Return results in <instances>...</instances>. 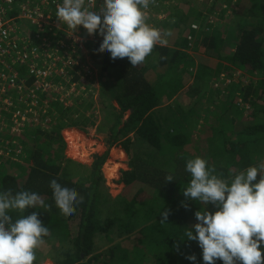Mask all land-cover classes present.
<instances>
[{"label":"trees","instance_id":"16d2710c","mask_svg":"<svg viewBox=\"0 0 264 264\" xmlns=\"http://www.w3.org/2000/svg\"><path fill=\"white\" fill-rule=\"evenodd\" d=\"M166 1V18L150 15L148 23L162 32L170 30L172 36L167 47L157 45L143 64L132 67L127 57L113 61L107 51L96 52L103 40L99 39L86 44V52L79 56L68 81L54 78L56 84L64 86L63 93L72 81L78 87H89L87 83L96 80L100 83V109L107 113L111 125L107 150L94 155L87 176L77 178L82 164L64 159L60 129L82 122L72 118L78 112L63 106L59 92L41 95L47 105L41 119H49L44 127L2 120L8 129L0 144L7 140L10 153L0 155V192H36L51 205L50 212L33 208L28 213L10 214L17 219L33 211L40 213L38 218L50 229L44 239L58 242L50 243L54 253L49 257L54 264H205L197 241L181 237L197 222L196 211L207 207L214 212L216 208L192 200L186 201L188 208L182 206V191L191 179L187 160L204 158L229 181L240 171L264 162V0L234 3L238 10L231 8L229 20H224L223 14L234 0H202V4L199 0H177L175 5ZM214 8L220 11L216 24L214 18L209 22ZM192 23L199 25L193 49L204 54L198 55L197 64L184 50L187 36L194 34ZM161 56L168 58L162 60ZM209 59L217 60V65L209 66ZM77 71L84 73V79ZM89 71L91 75L86 74ZM192 74L199 84L215 79L223 87L208 89L205 106L201 101L186 110L173 99ZM220 75L229 82L224 83ZM77 98L70 96L71 102ZM81 104L92 107L87 101ZM128 110L129 117L122 121ZM197 130L204 135L196 136ZM115 145L129 160L127 169L120 170L123 190L111 197L104 187L101 166ZM163 146L170 149L175 164L172 171L159 166ZM168 174L175 180L165 182ZM52 179L84 196L71 216L62 215L56 206ZM165 209H170V214L161 224ZM108 232L121 240L96 252V236ZM192 254L195 261L186 258ZM34 264H40L38 257Z\"/></svg>","mask_w":264,"mask_h":264},{"label":"clouds","instance_id":"9594fccd","mask_svg":"<svg viewBox=\"0 0 264 264\" xmlns=\"http://www.w3.org/2000/svg\"><path fill=\"white\" fill-rule=\"evenodd\" d=\"M155 4L156 0H103L97 11L96 0H62L55 16L73 34L79 26L90 36L98 32L103 40L96 52L107 51L113 61L127 57L132 67H137L157 45L167 47L172 36L170 30L162 32L148 23V9ZM186 171L191 179L182 191L185 197L182 206L188 208L186 201L192 200L205 206L212 204L216 211H208L207 207L196 211L197 222L181 240L186 237L197 241L205 264H215L216 260H222L223 264H264V162L240 171L231 181L222 178L201 157L187 160ZM173 180L172 174L166 175L165 182ZM50 188L62 215L71 216L76 205L84 202L77 189L62 186L56 179L50 181ZM33 208L50 212L51 205L36 192L25 190L14 194L11 189L0 192V264H34L37 260V250L45 243L50 229L38 218L37 211L17 219L10 214L28 213ZM169 214L170 209L161 213V224L168 221ZM186 258L196 260L195 254Z\"/></svg>","mask_w":264,"mask_h":264},{"label":"built area","instance_id":"2783aa9c","mask_svg":"<svg viewBox=\"0 0 264 264\" xmlns=\"http://www.w3.org/2000/svg\"><path fill=\"white\" fill-rule=\"evenodd\" d=\"M102 3L103 0H96L95 10L98 11ZM59 4H62V0H0V142L4 140L8 129L2 120H12L18 125L31 122L35 127L46 126L49 119H41V115L45 113L47 105L41 95L57 91L60 93L58 98L64 104H67L66 100H70L71 95L75 97L77 94L72 92L71 87L78 85L77 82H72L64 94V86L56 84L54 78L58 76L68 81L69 75L74 74V65L79 56L86 52V44L103 39L98 32L88 35L83 26H79V30L73 34L66 24L59 23L55 16ZM168 6L166 0H156V4L150 5L148 9L149 16L165 18ZM211 19L212 16L210 23ZM19 20L35 26V30H20L17 24ZM190 27L193 31L199 29L195 23ZM195 39L192 33L187 36L188 47L184 50L189 54L194 50ZM77 72L84 79V73ZM91 73L89 71L86 74ZM214 82L216 84L218 80L214 79ZM69 131L76 142V150L71 148L68 141ZM82 131L74 126L65 127L62 131L67 151L72 152L74 159L86 158L92 147L98 145L93 138L87 141ZM7 144V140L5 145L0 144V155L10 153ZM109 160L111 156L103 163L101 170L109 194L118 195L123 184L119 180L120 176H114L115 172L111 177L106 175L104 169Z\"/></svg>","mask_w":264,"mask_h":264},{"label":"rangeland","instance_id":"374dc122","mask_svg":"<svg viewBox=\"0 0 264 264\" xmlns=\"http://www.w3.org/2000/svg\"><path fill=\"white\" fill-rule=\"evenodd\" d=\"M239 1L240 0H234L231 3L230 7H226V11L223 14L224 20H229L228 18L231 17L230 12L232 11V9L238 10V6L236 5V7H235L234 3H238ZM172 2L175 5L177 0H172ZM198 2L199 3L201 2V4L203 3L202 1H198ZM223 7L224 6H222V8ZM213 11H215V13L212 14L211 16H212V19L214 18L213 23L216 24L220 18L219 17L220 11L216 10V8H214ZM17 24H18L20 30H25V29H29L32 31L35 30V26H30L25 21L19 20ZM36 44H38V42H36ZM190 55H192L196 64L198 61V58H197L198 55L204 56V54L202 52L194 51V50ZM209 62H210V59H209ZM211 62H213V61H211ZM213 64L214 63H211L209 66L214 67ZM195 69H196V67L194 66V70ZM222 79H225L224 76ZM237 80H238V77L235 78V81H237ZM194 81H195L194 75L192 74L191 77H189L188 85L185 86L184 90L182 92H180L179 95L176 96L175 100L173 99L175 104L181 105L186 110H192L201 101L203 102V106H205L206 105V99L208 96V89H210V88H222L223 87L219 81L216 84L214 81L213 82L211 81L209 83H206L205 85L202 84L201 86L196 87L197 83H196V81L195 82ZM228 81L229 80L227 78V79H225L224 83L225 82L227 83ZM72 82H75V81H72ZM87 84L89 85V87L84 86V85L81 87H78L76 84H74L73 87H71V90H72V92H75L77 94L76 96H79V98H77L74 102H71V100H66V102H67L66 107H68L70 109L69 112H71L73 110L78 112V113H75L72 118L73 119L79 118L80 121L82 122V123H77L74 126H77L83 130L82 132L86 134L85 136H87V141H89L90 138H93L92 140L95 141L96 143H98V145L95 144L94 147H92L91 152L89 151L90 154H88V156L86 158H82V159H80V158L74 159V157L72 156V152L67 151V147L65 145V147H64V159L74 160L77 163L82 164L79 167V169H77L79 171V174L76 176L77 178L79 175L87 176L90 173V171H89L90 165L93 161L94 155L102 154L103 152H105L107 150L106 140L108 138V127H109V125H111V121L109 120V116L107 115V113H103L100 109V102L98 101L99 95H100V93H99L100 92V86H99L100 83H98V81L96 80V81H91ZM197 91H199V92L197 93ZM66 93L67 92H65L64 94H66ZM92 100H93V102H92ZM84 101L90 102L92 107L84 108V105L81 104ZM71 103H73V104H71ZM113 104H114V102H113ZM68 105H70V106H68ZM63 106H65L64 103H63ZM129 115H130V110L124 112V116H123L122 121L126 120L129 117ZM200 122H201V120H200ZM202 124H204V123H202ZM198 130H199V128H198ZM198 130L196 131L195 135L196 136H199V135L203 136L204 133H202ZM61 131H62V128L60 129V132ZM67 135H68V141L71 145V148L73 150H76L74 148H76L77 146H76V142H74V138H73L72 133L69 131ZM82 143L83 142H81V144ZM91 144H92V142H91ZM83 146H85V145H83ZM114 147H115V149L113 151H111V149H110V151L108 153V159L111 156V160H109V162L107 163V165L104 169L106 175L109 177H111L114 172L116 173V174L114 173L115 175L113 174L114 176H120V170L124 169V168L127 169V163L129 160L126 153L118 145H115ZM118 149H120V150H118ZM115 162L120 163V164H116ZM113 163H115V164H113ZM159 166H160V168L167 170V171H172L175 168V164L170 158V149L167 146H163L159 152ZM74 167H75V165L73 164V168ZM101 173H102V171H101ZM74 174H75V172H74ZM103 180H104V187L107 190V193L109 194L108 188L105 185L106 178L104 177V175H103ZM122 190H123V188H122ZM122 190H121V192H122ZM114 196H117V195L113 194L111 197H114ZM132 237H134V235H132L131 238ZM120 240L121 239H119V237L117 238V236H115V234H112L111 232H108L106 234H101V235L99 234L95 238L96 243H95L94 249L96 252H102ZM51 242H53V243L55 242V245L58 244V242L54 239H51L50 241L45 240V243L37 250V253H38L37 257L39 259L40 264H54L53 259L49 257V256L53 255L52 253H54V252H52L53 250H50V247H51L50 243Z\"/></svg>","mask_w":264,"mask_h":264},{"label":"crops","instance_id":"0c3cea01","mask_svg":"<svg viewBox=\"0 0 264 264\" xmlns=\"http://www.w3.org/2000/svg\"><path fill=\"white\" fill-rule=\"evenodd\" d=\"M198 31H199V29L196 30V31H193V32H194V35H195V38H196V34H197ZM195 41H196V39H195ZM199 52H200V51H199ZM195 53H196V52H195ZM211 61H213V62H211ZM217 62H218V61L215 60V59H210L209 65H210L211 63H214L213 65H214V67H215V66L217 65ZM195 67H196V65H195ZM188 82H189V80L186 79L185 82H184L183 87L180 89V92H182V91L184 90V87L188 85ZM194 82H195V81H194ZM196 83H197L196 87H199V86L202 85V84H199V82H197V81H196ZM207 83H209V82H207ZM203 84L205 85L206 82H204ZM184 92H185V91H184ZM174 98H175V97H174ZM118 150H120V149H118Z\"/></svg>","mask_w":264,"mask_h":264},{"label":"bare ground","instance_id":"6f19581e","mask_svg":"<svg viewBox=\"0 0 264 264\" xmlns=\"http://www.w3.org/2000/svg\"><path fill=\"white\" fill-rule=\"evenodd\" d=\"M75 142V141H74Z\"/></svg>","mask_w":264,"mask_h":264}]
</instances>
